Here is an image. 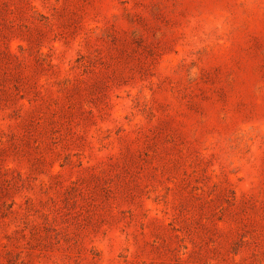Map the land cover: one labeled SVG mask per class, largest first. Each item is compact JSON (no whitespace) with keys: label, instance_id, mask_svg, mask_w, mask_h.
<instances>
[{"label":"rangeland","instance_id":"374dc122","mask_svg":"<svg viewBox=\"0 0 264 264\" xmlns=\"http://www.w3.org/2000/svg\"><path fill=\"white\" fill-rule=\"evenodd\" d=\"M0 264H264V0H0Z\"/></svg>","mask_w":264,"mask_h":264}]
</instances>
